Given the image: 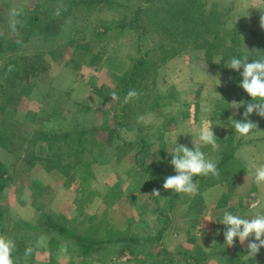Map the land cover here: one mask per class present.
I'll list each match as a JSON object with an SVG mask.
<instances>
[{"label":"trees","instance_id":"16d2710c","mask_svg":"<svg viewBox=\"0 0 264 264\" xmlns=\"http://www.w3.org/2000/svg\"><path fill=\"white\" fill-rule=\"evenodd\" d=\"M48 1L50 2L38 1L31 8L14 7L18 10L22 9V14L15 18L18 21L16 31L10 27L12 8L5 11L3 6H0V151L10 157L14 156L13 158L20 162L24 160L26 167L38 162L56 170L64 179L63 187L75 196L73 198L75 211L72 219L43 210L38 213L39 216L33 223L11 220L3 194L4 190L10 186L11 173L0 160V235L12 240L16 245L12 253L14 264H38L34 255L38 250L39 240L44 237L52 245L62 246L63 253L69 254L74 259L66 264H92L93 262L99 264H203L207 255L200 248L190 251L183 249L180 245L171 250L165 244L170 240L168 236H171L170 223L182 206L180 202L182 204L185 202L184 199H180L188 194L173 193L171 190L159 188L166 177L173 175L171 171L175 173L173 167L158 162L159 159L156 157L160 155L161 149L156 150V157L152 160L136 161L137 169L136 166L132 167L131 173L127 175L130 182V185L127 184L130 186L127 193L132 194L135 200V193L137 196L143 193L145 194L141 196L143 200H149L152 206L155 205L154 210H147L146 205L140 206L142 211L137 214L138 216L144 212L157 214L154 234L150 236L140 235L136 230L133 232L126 226L129 223L128 220H125V226H123L122 218H119L117 223H111L113 229L104 233L98 222L109 220L106 210L113 203V198L111 197L108 201L103 199L99 205L100 211H97L101 213L89 216L85 209L92 203L96 194L92 197L95 192L82 189V184L85 180L90 182L95 179L91 167L93 164H106L115 157L116 152H124L125 147H137L136 140L133 143L122 142L120 133L134 132L136 137H140L142 133L149 132V126L143 123L141 117L153 115L155 118L164 117L168 120V112L162 117L161 113L166 108L171 114L176 104L179 105L177 109L181 111L183 117H187L189 105L180 102L179 93L167 90L165 94H161L156 91L157 76L160 68L172 59L180 57L187 51H198L203 55L201 62L205 63V72L208 71L210 75L219 77L224 85L217 87L220 97L215 99V110L209 117L214 122L212 131L217 138L216 144L223 143L226 151L217 150V153L213 154L214 157L212 155L210 159L217 165L218 176H196L193 180L198 185L195 191L198 194L218 183L225 186L219 201L208 207L209 212H206L211 218L217 217L216 223L221 221L224 213L221 215L220 209H217L221 205L218 204L221 202L225 204L231 189V187L229 189L230 181L226 179V176L229 173L230 175L238 174L240 168H243L242 166L234 167L236 163L242 165V162L236 161V147L230 149L234 143L233 135L236 133L229 119L228 110L236 107L237 113L232 110L235 120L242 121L247 104L253 102L252 98L238 86L242 82L243 69L238 72L227 68L225 63L232 57L239 58L247 55L248 62L251 63L253 59L264 56V33L251 30L254 46L249 48L242 46L240 40L242 25L233 22L229 9L222 8L219 4L202 15H197L185 2L170 9L163 0ZM99 4H104L106 10H113L117 18L110 23L101 24V29L92 31L90 46H87L84 51H74L73 57L77 58L82 66L93 67L90 61L94 64L102 60L106 54L105 50L95 56L91 51H93L94 43L100 41L111 30L120 32L130 30L136 34L137 39L146 35L153 36L152 45L148 50L143 51L138 45L134 57H125L129 66L122 76L111 77L114 83L117 80L111 93L115 92L119 96V100L114 102V111L79 104V109L73 114L72 120L80 118V114L83 115L85 112L99 110L103 115L99 126L91 129L78 126L80 128L75 129L77 126L74 125L71 128L57 127V130H53L54 127L49 131L44 129L39 132H29L30 134L20 129L18 123L23 117L16 109L17 105L23 96L33 91L31 78L37 74L39 67L45 65L43 54L39 53L35 47L39 42L58 35V30L61 31L62 27H68L72 23L70 20L74 23L79 20V15L74 14V11H82ZM58 8H60V14L56 15ZM129 90H135L139 95L125 104L123 100ZM194 102V113L198 115L199 105L197 101ZM234 102L239 105L233 104ZM220 119L228 123L227 131L222 138L216 135ZM248 119L257 124L258 129L264 130V118L254 112ZM162 125L163 120L155 130L162 131L160 130ZM100 135H103L101 139ZM37 141L45 142L47 146L45 156L35 154L34 146ZM142 141L141 138V143L147 144ZM117 144H120L118 150ZM151 144H147L148 147ZM200 145L206 148L205 145ZM160 146L163 149V144ZM202 148L199 150L205 154L213 150V147L209 150ZM164 166L169 174L162 173ZM135 175L139 177L137 180ZM116 184L117 186L108 189L109 195L116 188L120 190L118 183ZM154 189L159 190V197L152 195ZM79 218L82 219V223L78 220ZM189 229L191 232L195 227L191 224ZM29 247L33 251L26 257L25 249ZM156 249L157 257L154 255ZM229 250L233 264H243L241 255L245 249L240 250L236 240ZM50 261L51 264H55L52 259Z\"/></svg>","mask_w":264,"mask_h":264},{"label":"rangeland","instance_id":"374dc122","mask_svg":"<svg viewBox=\"0 0 264 264\" xmlns=\"http://www.w3.org/2000/svg\"><path fill=\"white\" fill-rule=\"evenodd\" d=\"M38 1L41 3L50 2L48 0H0V6H3L5 11L21 6L31 8ZM163 1L167 8L170 9H174L185 2L188 8L197 15H202L207 10L214 8L216 4L221 5L222 8L227 7L231 20L242 25L240 40L242 46L246 48L254 46L251 30H259L264 33V29L260 27V17L264 14L262 13L264 11V0ZM90 7L82 11H74V14L79 15V20L75 23L70 20L72 23L68 27H62L61 31L58 30V35L56 34L49 40L39 42L37 47H35L36 50H39V53L43 54L45 65L39 67L37 74L31 78L33 91L23 96L16 108L23 117L22 120L20 119L18 126L20 129H24L25 132H39L44 129L49 131L54 127L55 129L53 130H57V127L61 129L71 128L74 125L77 126L75 129L80 128L78 126H85L83 127L84 129L99 126L103 118L99 110L85 112L83 115L80 114V118L77 117L73 121L72 116L79 109L78 105L85 104L95 109L114 111L115 100H111L110 94L115 84H117V80L114 83L111 77L122 76L127 71L129 63L125 57H134L138 45L143 51L151 47L152 35L142 36L137 39L136 34L130 30L125 32L111 30L100 41L94 43L93 51H91L95 56L105 50L106 54L102 57V60L94 64L93 61H90L93 67L82 66L81 62L73 57L74 51H84L87 46H90L89 40L92 31L101 29V24L110 23L117 18L116 13L113 10H106L104 4ZM202 57L201 52L187 51L182 53L180 57L172 59L158 71L156 91L161 94H165L167 90L179 93L180 102L184 105H189L187 117H183L181 111L177 109L178 104L174 106L176 107L174 110H171V114L166 108L161 113L162 117L168 112V120L164 119V117L155 118L153 115L141 117L140 119H142L143 123L149 126V132L142 133L140 137H135L134 134L132 140L127 136L130 132L123 131L120 133L122 142L133 143L136 140L137 147H125L124 152H116L115 157L111 158L108 163H96L91 166L95 179L90 182L85 180L84 184H82V189L91 190L95 192L92 197L95 194L96 196L94 199L91 197L92 203L86 207V214L89 216L99 215L101 212L97 213V211H100L99 205L101 201L103 199L108 201L111 197L113 198V203L106 210L109 220H100L98 222L104 233L113 229L111 225L117 223L119 218H122V225L125 226V220H128L129 223L126 226L133 232L136 230L140 235L147 234V236L154 234L157 214L152 215L149 212H144L139 216L137 214L142 211L141 207L143 205L147 206V210H154L155 205L152 206L149 200H143V197H141L145 195L143 193L140 196L135 193L136 200L132 194L127 193L130 187L127 186L130 183L127 175L131 173L132 167L136 166L137 169L136 161L144 162L155 158L158 148L161 149L160 155L158 154L159 156L156 157L159 159L158 162L166 164L168 167H173L170 161L176 141L178 145H185L190 149H194L192 140L197 138L198 130L203 122L205 120L210 121L213 127L214 122L209 115L213 114L212 112L215 110V99L220 97L217 93V87H223L224 85L219 77L210 75L208 71L205 72V63L201 62ZM194 101H197L199 105V114L195 113L194 117L196 119L195 123L193 118ZM232 110L237 113L236 107H233ZM232 110H228V116L229 119L235 120L236 117ZM162 120L163 125L160 126L162 131L157 132L155 129L161 124ZM219 123L216 135L222 138L225 135L224 132L227 131L228 123L222 119L219 120ZM152 127L154 128L153 130L151 129ZM102 137L103 135L99 136L100 139ZM141 138L144 144H152L149 147L147 144L143 145ZM233 141L234 143L230 146V149L236 147V161L242 162V165H237L234 162V167L242 166L243 168H240L241 170L238 174L230 175L229 173L226 176V179L230 181L229 189L230 187L231 189L225 204L222 202L218 204L221 205L220 208H217L220 209L221 215L226 211L238 215L242 205L249 206L257 200L258 196H261L253 193L257 185L254 183L252 176L248 174V170L250 168L255 169L259 163L264 165V161L260 160V157H264V130L257 128L253 134L247 137H242L236 133L233 135ZM38 142L34 146L35 154L45 156L47 146L45 142ZM160 144H163V149ZM119 146L120 144H117V150L120 148ZM205 146L208 150L212 148L211 145ZM195 148L199 149L202 147L198 143ZM217 150L226 151V147L223 143H218L217 147L213 148L210 153H204L205 158L211 159L212 155L217 153ZM13 157L0 151V160L6 165V169L11 173L12 179L10 186L3 192L5 196L4 203L9 211L10 219L33 223L38 218V213L43 210L58 213L67 219H72L75 211L73 210V206L75 208L73 203L75 196L63 187V177L44 163L34 162V164H29L26 167L24 160L20 162ZM162 169L164 170L162 173L169 174L166 171V166ZM171 173L175 175L173 171ZM137 178H139L138 175H135L136 180ZM116 183H118L120 190L116 188L109 195L108 189L117 186ZM162 185L159 188L164 190ZM214 186H217L219 190L222 189V191L225 187L221 183ZM214 186L207 187L206 190ZM263 186H259L258 191ZM206 190L202 191L201 194L194 192L190 195L182 196L180 199H184L185 202L183 204L180 202L182 206L180 205L181 207L175 215V222L173 220L170 223L171 236H168L170 240L163 239V241H168L165 244L171 250L181 245L183 249L190 251L196 248L204 251V249H209L215 244L213 237L216 235L225 240L224 232L226 231V226L215 225L217 217L211 218V216L206 214V212H209L208 207H211L209 205L213 203L215 196L218 194V189L209 190L205 194ZM117 192L121 194L118 195ZM107 197L109 198L107 199ZM83 200L86 201V199ZM182 209L184 210L182 211ZM78 220L82 223L81 218ZM219 222L220 220L217 223ZM191 224L195 229L190 232L189 227ZM178 235L180 237L183 236L186 240L181 241ZM236 242L240 250L245 248L239 239ZM38 243V250L34 255L38 264H51L50 259L55 264H66L71 260L74 261L69 254L63 253L61 250L62 246L52 245L46 237L43 238L42 242L39 240ZM224 246H226L225 242ZM157 253L156 249L154 254L156 257Z\"/></svg>","mask_w":264,"mask_h":264},{"label":"clouds","instance_id":"9594fccd","mask_svg":"<svg viewBox=\"0 0 264 264\" xmlns=\"http://www.w3.org/2000/svg\"><path fill=\"white\" fill-rule=\"evenodd\" d=\"M21 14L22 9L12 8L10 10V16L12 17L10 27L13 31H16V24L18 22L15 18ZM59 14L60 8L56 11V15ZM260 27L264 29V14L260 17ZM248 60L249 57L245 55L239 58L232 57L225 63V66L229 69L238 72L243 69L241 73L242 82L238 86L253 100L252 103L247 104L242 121L230 119L235 133L242 137L253 134L254 130L258 128L257 124L248 119L251 114L255 112L258 116L264 118V56L253 59L251 63ZM138 95V92L135 90H129L124 97L123 103H129L133 98L138 97ZM110 98L111 100H119V96L115 92L110 94ZM233 104L237 103L234 102ZM212 128L210 121L205 120L198 130L197 140L202 145H211L213 148H216L217 138ZM170 164L173 166L176 174L166 177L162 186L164 190H171L173 193L190 195L197 190V185L193 180L194 177L219 175L216 163L210 159H206L205 154L201 150L195 147L193 150L185 145H178L177 141L171 154ZM248 174L252 176L257 186L264 185V165H259L254 170L250 168ZM152 195L159 197V190L154 189ZM259 203V201H254L251 207L255 208ZM220 223L226 226V231L224 232L225 245L232 246L234 239L237 237L242 244L247 240L249 241L247 245L248 256L254 257L261 248H264V214H256L249 219L226 211ZM250 237H254V239L250 240ZM42 240L43 238H41V242ZM15 247L16 245L12 240L0 235V264H14L12 253ZM32 251L31 247L26 248L25 256H30Z\"/></svg>","mask_w":264,"mask_h":264},{"label":"crops","instance_id":"0c3cea01","mask_svg":"<svg viewBox=\"0 0 264 264\" xmlns=\"http://www.w3.org/2000/svg\"><path fill=\"white\" fill-rule=\"evenodd\" d=\"M195 117V113H194V109H193V118ZM196 119L194 118V123H195ZM134 132H130V134H128L127 136L130 137V140L133 139L134 137ZM136 137V135H135ZM192 144H193V148L196 146V144H198V140L197 138H195L194 140H192ZM200 144V143H199ZM194 150V149H193ZM260 160L264 161V157H260ZM248 163H250V161H248ZM259 165H263V164H258ZM256 166V167H257ZM253 168V167H252ZM254 170V169H253ZM61 176V175H60ZM259 186L256 187V189L253 191V193L255 194H260L261 196L257 197L256 201H259L260 203L258 204L257 207L252 208L251 204L249 206H243L241 207V211L238 214L239 216H241L242 218H251L252 216L256 215V214H264V186L262 187V189L260 191H258ZM218 189V194L215 196V199L213 201V203H211L209 206H213L215 203H217L222 195V189L219 190V188L217 186H214L212 188H209L208 190H206L204 193L206 194L209 190H215ZM220 195V197H219ZM254 195V194H253ZM251 199V198H250ZM249 201V198H248ZM241 202V201H239ZM242 204V202H241ZM239 208V207H238ZM73 210H74V206H73ZM184 209H182L183 211ZM221 222V221H220ZM216 223L215 225H223L221 223ZM144 236H147V234H144ZM181 241H185L186 239L180 235H178ZM239 239L238 237L234 239L237 240ZM250 240H253L254 237H250ZM213 242L215 244H213L211 247H209V249H204L205 254L207 255V259L203 262V264H233V260L231 258V253L230 250L227 248H230L229 246H224L223 243L225 242V240H223L222 238H220V236H215L213 237ZM248 242L249 241H245L243 243V245L245 246V250L244 253H242L241 255V261L243 264H264V248H261L259 250V252L254 256H248L249 252H248ZM215 245V246H214ZM224 248V249H223ZM92 264H99L97 262H93Z\"/></svg>","mask_w":264,"mask_h":264}]
</instances>
